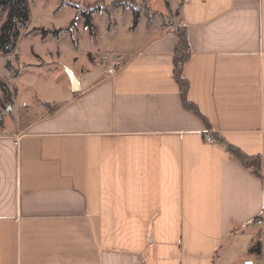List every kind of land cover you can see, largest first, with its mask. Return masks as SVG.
<instances>
[{
    "label": "crops",
    "instance_id": "crops-1",
    "mask_svg": "<svg viewBox=\"0 0 264 264\" xmlns=\"http://www.w3.org/2000/svg\"><path fill=\"white\" fill-rule=\"evenodd\" d=\"M173 1L210 127L182 102L174 23L108 32L64 62L78 89L0 130V264H264V179L205 138L264 168V0Z\"/></svg>",
    "mask_w": 264,
    "mask_h": 264
},
{
    "label": "rangeland",
    "instance_id": "rangeland-1",
    "mask_svg": "<svg viewBox=\"0 0 264 264\" xmlns=\"http://www.w3.org/2000/svg\"><path fill=\"white\" fill-rule=\"evenodd\" d=\"M26 1L28 19L17 23L10 49L0 52V77L10 86L9 92L0 88V130L19 117L28 118L33 113L28 110L33 104L45 105V101L66 97L72 81L64 62L77 67L96 61L104 50L114 45L107 33H116L117 27L125 30L130 25L131 28L135 12H141L149 20L160 19L176 26L180 23L177 1H173L176 6L170 7V0H152L155 8L164 11L152 9L148 0ZM88 14L95 25L93 32L86 24ZM119 38L123 36L115 40ZM115 62L116 65L107 69L110 77L122 66L121 60ZM112 67L114 72L109 71Z\"/></svg>",
    "mask_w": 264,
    "mask_h": 264
},
{
    "label": "trees",
    "instance_id": "trees-1",
    "mask_svg": "<svg viewBox=\"0 0 264 264\" xmlns=\"http://www.w3.org/2000/svg\"><path fill=\"white\" fill-rule=\"evenodd\" d=\"M157 11H155L156 13ZM141 12H135L133 18V26H135L140 17ZM29 17V7L26 0H0V52H7L10 49L14 35L16 33L17 23H24ZM86 24L90 31L95 30L92 15L88 14ZM175 32L179 38L175 47L174 53V78L179 84L182 102L184 106L192 109L209 125L207 117L200 111L196 103L189 97L190 82L184 76L183 68L185 61L189 58L191 53V45L187 36V29L185 26L179 25L175 27ZM9 67V63L7 62ZM18 72V69H16ZM0 88L4 91H10V86L6 80L0 77ZM217 141L225 144L227 149L236 156L246 167L250 168L256 175L264 179V168L262 165V158L260 155H249L243 152L239 147L226 142L219 135H215Z\"/></svg>",
    "mask_w": 264,
    "mask_h": 264
},
{
    "label": "water",
    "instance_id": "water-1",
    "mask_svg": "<svg viewBox=\"0 0 264 264\" xmlns=\"http://www.w3.org/2000/svg\"><path fill=\"white\" fill-rule=\"evenodd\" d=\"M67 71L71 77V81H72V85H73V88L76 90L79 88V83H78V79L76 78V76L74 75L72 69L68 68L67 67Z\"/></svg>",
    "mask_w": 264,
    "mask_h": 264
},
{
    "label": "built area",
    "instance_id": "built-area-1",
    "mask_svg": "<svg viewBox=\"0 0 264 264\" xmlns=\"http://www.w3.org/2000/svg\"><path fill=\"white\" fill-rule=\"evenodd\" d=\"M109 71L110 72H114V68L113 67L110 68ZM205 138H206V140H208L210 142H214L215 141V137L210 132L206 133Z\"/></svg>",
    "mask_w": 264,
    "mask_h": 264
}]
</instances>
